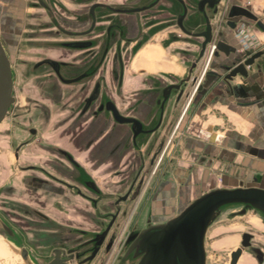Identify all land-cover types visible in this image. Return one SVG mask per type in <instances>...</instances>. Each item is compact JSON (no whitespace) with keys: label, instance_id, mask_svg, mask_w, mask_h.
Returning a JSON list of instances; mask_svg holds the SVG:
<instances>
[{"label":"flooded vegetation","instance_id":"flooded-vegetation-1","mask_svg":"<svg viewBox=\"0 0 264 264\" xmlns=\"http://www.w3.org/2000/svg\"><path fill=\"white\" fill-rule=\"evenodd\" d=\"M69 1L3 0L17 10L14 19L8 13L0 17L10 27L17 23L22 52L23 108H15L18 94L11 68L15 100L3 118L10 126L4 142L17 161L21 149L36 142L68 166L53 159L41 163L39 151L40 163L19 165L31 172L23 183L47 192L59 184L96 199L93 205L81 196L93 207L91 221L97 228L92 231L62 225L19 205L41 218L45 235L66 233L63 243L86 257L116 211V200L130 188L118 202L94 260L113 248L121 203L131 196L136 198L135 220L142 207L171 186L193 192L204 186H247L246 180L264 187V135L260 148L254 147L262 158L258 168L252 169L247 154L236 165L237 150L251 151L249 142L257 139L247 138L252 131L238 129L229 114L240 111L246 120L245 108L264 105V31L257 25L264 24L262 1L218 0L209 6L212 0H204L202 10V0ZM206 18L212 41L199 55L204 37L191 33L204 31ZM219 41L229 46L227 53L217 49ZM260 122L264 132V115ZM64 124L84 139L83 150L99 153V158L84 165L53 139L42 140L45 131L55 138ZM108 187L112 190L105 191ZM107 200L113 207L109 210L101 206Z\"/></svg>","mask_w":264,"mask_h":264},{"label":"water","instance_id":"water-1","mask_svg":"<svg viewBox=\"0 0 264 264\" xmlns=\"http://www.w3.org/2000/svg\"><path fill=\"white\" fill-rule=\"evenodd\" d=\"M203 2L204 0L200 2V10H202ZM217 2L218 0H212L208 4L212 6ZM251 17L255 19L253 15ZM257 25L264 31V24L261 21H257ZM191 34L204 37L199 52L201 55L206 44L212 41L207 18L206 29ZM215 46L225 53L229 49V46L221 41L216 42ZM196 60L197 58L194 59V61ZM194 64L191 65L189 71ZM12 87L11 64L0 38V122L15 100ZM164 97H166V93ZM129 190L130 188L116 200V211L110 214L111 219L105 228L97 234L99 238L93 239L94 244L86 257L80 258L76 247L71 248L67 244L59 243L56 244L45 264H72L74 260L77 264H88L97 253L107 230L118 213L120 208L118 202L126 198ZM77 192L93 202V205L95 204V198L84 195L79 189ZM228 206H239L237 210L230 213V216L243 215L247 210L252 209L259 213L264 222V187L257 185L215 187L198 194L177 213L165 220L133 228L126 237L117 264L126 262H133V264H206L205 236L207 229ZM0 232L10 237L14 236L11 226L1 219ZM250 238L251 234L248 232L242 233L241 246L230 252L229 264L237 263L243 248L251 245ZM254 250L257 260L261 261V253L258 249ZM18 254L25 264H34L29 257V250L24 245H20Z\"/></svg>","mask_w":264,"mask_h":264},{"label":"rangeland","instance_id":"rangeland-1","mask_svg":"<svg viewBox=\"0 0 264 264\" xmlns=\"http://www.w3.org/2000/svg\"><path fill=\"white\" fill-rule=\"evenodd\" d=\"M57 1L67 2V3L71 2L69 0H56V2ZM254 1L257 2L258 0H254ZM260 1H262L264 4V0H260ZM0 8H1L0 17L3 16V14L8 13L11 14V17L13 19L15 18V14H16L15 12L17 10L15 6L13 5L5 6L3 0H0ZM259 10L261 11L260 13L264 15L263 11L261 9ZM13 25L15 26L10 27L8 23L6 25L4 21L3 20L1 21L0 19V38L7 52L9 60L11 62V68L14 72V80L16 85L15 89L17 90V94H18V102L15 105V108L17 110L19 109L20 112H22L21 108L23 107L20 106L23 103V99H22L23 94L20 93L21 92L20 85L22 83L20 62H21L22 52L19 50L20 48L19 37L21 31L19 30L17 23H14ZM11 37L13 41L17 38L16 39L17 41H14L13 43L9 42L7 39H10ZM31 59L34 60L35 57L33 56ZM173 68L175 67L173 66ZM8 127H10L8 124V119L6 118L2 119V121L0 122V150L2 151L1 154L4 155L6 152L7 156L5 155V162L6 163L8 162V164L10 163L11 173L21 176L25 172L19 169V165L23 163L22 161L19 160L17 161L14 159L13 155L10 154L12 148L7 146L6 142H4V139H8L7 137L3 136V134L6 133V130H8L7 129ZM14 136L17 137L16 134ZM12 140H14L13 137ZM237 156L238 157L235 164L239 165L238 159L240 158V155ZM252 161H254V158ZM248 170L249 168L247 167L245 172H248ZM243 171L244 170L242 169L240 170V172ZM0 177H1L0 178V219L9 224L10 219L8 217L10 215H8L7 213H10V211H5V207L3 204L4 193L2 192V190L4 189L3 186L4 178L2 175H0ZM240 183L242 184V182ZM250 183L251 182L245 180L244 184L249 185ZM251 184L260 186V184L257 183H251ZM210 188L212 187L204 186L203 188L196 189L193 192H189L188 189L171 186L169 188V192L164 194L157 193L156 197L153 198L152 202L150 201L149 204H146L144 207H142L138 214V217L135 220L132 219L133 216L132 212L135 206L136 198H134V196H131L130 199L121 203L123 211L120 213L114 226V232H116L115 233L116 241L113 248L108 253L102 251L100 254L97 255V257L94 260H92L88 264H117L118 256L121 254L123 249V240L126 234L129 232V230H132L133 228L143 227L149 223H156L165 220L166 218L177 213V211L180 208H182L185 204H187L190 200H192L196 195ZM125 189L126 187L124 186L121 190L124 191ZM111 190L112 188L110 187L105 189V191H111ZM163 195L165 197H163ZM106 202L108 203V204L105 203L106 209L108 210L111 209L112 206L110 202L108 200ZM238 207L239 206L226 207L207 229L205 236L206 264H228L230 259V252L235 248L241 246L240 245L241 234L246 231L252 234L251 246L243 248V251L238 259L237 264H264L263 219L261 218V216L257 211L252 209L247 210L246 213H244L243 215L230 216V213L232 211L237 210ZM21 213L24 215L33 216L34 218L41 220V218L36 214H32L30 212H24L22 210ZM12 229L14 231V228ZM64 235H66V233L63 235H56L55 238L61 236L60 241L56 239L54 243L47 246V248L45 249L40 248L39 250L29 247L30 245L28 246L23 240L24 236L18 234L15 231L13 237H10L5 233L0 232V240L4 244L8 245L9 248L18 256H19L18 250L20 245H24L29 250V257L34 264H45L46 261L50 258L52 250L56 247L55 244H59L58 242L63 243L64 241L63 237H65ZM254 249H258L259 253H261L262 255L261 261L257 260L256 251ZM21 261L23 260L21 259ZM23 264L25 263L23 262ZM72 264H77V262L74 260ZM125 264H133V262L131 263L126 262Z\"/></svg>","mask_w":264,"mask_h":264},{"label":"crops","instance_id":"crops-1","mask_svg":"<svg viewBox=\"0 0 264 264\" xmlns=\"http://www.w3.org/2000/svg\"><path fill=\"white\" fill-rule=\"evenodd\" d=\"M242 112L244 115L249 114V118L243 120V118L240 117V111L233 112L229 110V114L234 117L236 127L240 130L245 128L244 131L251 130L252 132L247 138H250L251 140L256 138L257 141L256 143L249 142L252 147L251 151L244 152L243 150H237V155H240L241 158L247 154L251 158V167L254 169L255 167L258 168L259 163L262 161V158L257 155L254 147L256 146L258 148L261 145L260 139L263 138L262 133L264 135L260 122L261 115H264V105L248 109L245 108ZM51 119H53V117ZM57 129V136L55 138H49L45 131L41 137L42 140L50 141L53 139L58 146L70 151L76 159L84 165L90 164L93 158H99V153L94 155L89 151L83 150V147H85L84 139L77 134H71V129H69L66 124L57 127ZM39 151H41V157L44 160L41 163H49L51 162L49 159H53L55 162L58 161L59 166L68 168L64 160L60 158L57 159L54 155L47 153L45 150H41L40 144L36 142L24 146L19 153L18 160L22 161V163H40V160L37 157L40 153ZM5 155L7 156L6 152L4 155L0 152V175L4 178V189L2 192L4 193V201L7 206L5 211H10V213H7L10 215L8 217L10 219V222L8 221L9 224L14 228L15 232L24 236L23 240L28 246L30 245L29 247L36 250H39L40 248L45 249L59 238L45 235L46 229L42 227L41 220L30 215L22 214L19 206L21 204H27L33 209L46 213L50 218L56 220L62 225L80 227L91 231L96 230L97 227L91 221L93 207L88 200L79 195H75L68 188L59 184H55L56 189L49 192L38 190L31 185L24 184L23 178L31 172H25L21 176L11 173L10 163L8 164V162H5ZM253 158L254 161H252ZM88 169L92 172L97 171L90 167H88ZM55 174L58 177H63L60 171L55 172ZM7 188H9V190H7ZM101 206L105 208L106 204L103 202Z\"/></svg>","mask_w":264,"mask_h":264},{"label":"bare ground","instance_id":"bare-ground-1","mask_svg":"<svg viewBox=\"0 0 264 264\" xmlns=\"http://www.w3.org/2000/svg\"><path fill=\"white\" fill-rule=\"evenodd\" d=\"M21 259L0 240V264H23Z\"/></svg>","mask_w":264,"mask_h":264}]
</instances>
